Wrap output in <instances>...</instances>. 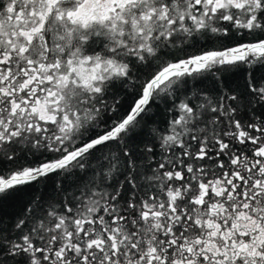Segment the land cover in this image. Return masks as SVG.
Instances as JSON below:
<instances>
[{
	"label": "snow or ice",
	"instance_id": "snow-or-ice-1",
	"mask_svg": "<svg viewBox=\"0 0 264 264\" xmlns=\"http://www.w3.org/2000/svg\"><path fill=\"white\" fill-rule=\"evenodd\" d=\"M0 264H264V0H0Z\"/></svg>",
	"mask_w": 264,
	"mask_h": 264
}]
</instances>
